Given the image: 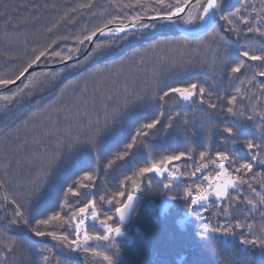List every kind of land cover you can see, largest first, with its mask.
I'll use <instances>...</instances> for the list:
<instances>
[{
    "label": "snow or ice",
    "instance_id": "1",
    "mask_svg": "<svg viewBox=\"0 0 264 264\" xmlns=\"http://www.w3.org/2000/svg\"><path fill=\"white\" fill-rule=\"evenodd\" d=\"M135 6L141 11L131 16L125 13L123 18L112 16L106 19L103 27L86 30L78 43H94L98 33L113 36L123 33L122 39H127L129 32L135 34L134 30H151L158 26L167 29L180 23L199 27L207 39L202 40L196 48L184 52L177 50L175 57L153 59L156 66L150 73L143 56L138 63L133 59L135 52L139 51L135 50L133 56L128 58L127 72L124 71L123 59L113 62V65L119 64L116 71H110L108 65L94 70L96 73L107 72L110 78L108 83L105 82L108 78L97 79L89 89L87 81L80 87V78H77L78 87L69 100L71 107L67 108L63 117V134L57 135L54 150H49L43 140L44 135H51V129L42 133L39 139L35 135L30 138L28 134L15 138V152L20 154L15 163L36 165L38 171L35 178L28 182L23 199L10 201L13 209L9 223L28 226L29 235L21 239L20 236H10L6 231H0V264H16L18 252L30 254L29 258L39 257L31 264H62L53 251L57 246L62 252L65 249L70 253L83 252L92 258H99L103 264H118L121 245L117 238H121V243L124 238L131 240L126 222L137 211L143 194L156 191L164 198L160 205L162 213L172 206V202L181 199L185 201V220L198 217L204 221L196 233V247L208 249L218 259L209 262L197 258L193 264H264V223L257 228L255 218L249 219L252 213H258L264 220V111L257 113L253 105L250 114H246L249 109L245 101L251 104V98L244 87L245 84H253L258 76L264 97V0H258V3L257 0H240L238 6L229 0H152L151 5L136 0ZM79 7L91 9L93 0H87ZM126 7L132 8L133 4L130 2ZM149 9L153 15H148ZM2 15L4 13H0ZM8 19L5 23H8ZM116 21H119L116 27L110 28L109 25ZM52 30L48 29L49 32ZM230 36L234 37V41ZM59 39L68 38L50 39L38 50L34 49V54L17 71L10 76L0 77V88L22 82V78L34 77L36 73L30 72L34 66L47 63L50 57L60 58L61 53L55 50ZM233 42L237 45L234 55L231 53ZM159 43L156 41L148 48L156 49ZM221 51L223 56L219 54ZM76 52L79 54L80 49H76ZM207 52H211L212 65L217 61L227 62V78L239 85L233 92L220 97L210 85L205 86L207 77L203 82L197 77L184 82H167L168 76L175 77L182 71H188L194 54ZM102 53L101 44L94 43L91 55ZM73 58L69 54L64 59L70 61ZM89 58L86 56L85 60ZM253 66L261 70L253 72L250 78L241 79ZM52 78L55 79V75ZM29 83H32L30 79ZM24 87L27 88L28 84H24ZM63 94L62 89L61 97ZM220 100H223V104L217 102ZM170 102L175 106L171 110L166 107ZM194 105L200 106L205 120L210 121L214 115L222 114L225 117L218 127L220 142L231 145V149L212 153L210 147H205L195 154L191 147L180 151L153 145V138H166L175 132H183L185 136L195 135L191 130L195 125L185 118L187 112L184 111L185 107L191 110ZM176 107L180 111L175 110ZM138 109L145 112L151 110V114L139 116ZM73 121L75 127L84 130L74 133ZM59 124V119L53 124L57 132ZM125 125H130L133 131L123 138L118 151L104 157L106 163L101 169L99 161L104 141L112 138L120 143ZM77 152L81 155L78 170L70 183L63 184L62 202H58L54 209L42 205L40 197L44 190L51 181L60 179L54 175L56 170L66 155L71 157ZM194 157L192 167L180 172L177 162L183 160L187 165L194 161ZM90 160L95 161V166L91 165ZM12 163L10 160L5 165V176L11 174ZM121 169L124 171L116 178L117 190L97 196L95 190L98 189L101 172L108 176ZM185 177L191 179V185L186 183ZM257 180L261 191H257L249 182ZM7 183V179H0V187ZM180 184H185L182 192L178 190ZM245 188L252 195L245 196ZM4 200H8L7 195ZM98 201L108 206L103 218L97 211ZM210 202L216 205L225 221L234 219L233 209L244 213L243 218L236 219L235 223L213 226L200 215L208 210ZM89 226L93 231H89ZM45 238L56 242L53 248L42 246ZM229 243L231 248L228 247ZM257 248L260 252L258 261L253 256V250ZM157 264L166 262L160 260Z\"/></svg>",
    "mask_w": 264,
    "mask_h": 264
},
{
    "label": "trees",
    "instance_id": "2",
    "mask_svg": "<svg viewBox=\"0 0 264 264\" xmlns=\"http://www.w3.org/2000/svg\"><path fill=\"white\" fill-rule=\"evenodd\" d=\"M86 2L87 0H0V13H4L0 16V77L10 76L17 71L19 66L34 54V49L38 50L47 44L50 39L68 38L66 40L59 39L55 47V50L61 53V57H50L47 63L41 62L40 66L51 67L60 64L65 61L64 58L69 54L73 57L80 56L89 46L87 41L83 45L78 43L83 38L86 30H91L96 26L103 27L104 21L111 19L112 16L123 18L125 13L131 16L135 12L141 11L139 7L135 6L136 0H93L91 9L79 7ZM130 2L133 7H126ZM229 2L238 6L240 0H229ZM141 3L151 5L152 0H141ZM73 9L76 10L73 11ZM153 14L149 9L148 15ZM6 19H8V23H5ZM118 23L119 21H116L113 24ZM220 23L223 24V21H220ZM53 25H56V27H53ZM49 28L53 30L49 32ZM134 32L135 34L129 32L127 39H122L124 34L100 37L94 43L101 44L102 54L91 55L94 51L93 44L91 51L86 55L90 56L87 61L85 56L59 69L46 68L34 71L36 76L29 77L32 83H29V79H26L22 84L0 95V179L9 181L4 187H0V231H6L7 235L10 236H20L21 239L29 235L28 226L9 223L13 209L10 201L14 198L23 199L27 192V184L35 178L38 168L36 165H17L15 163L20 155L15 152V138L28 134L30 138L35 135L39 139L42 133H47L51 129V135H44L43 140L48 144L49 150H54L57 135L63 134V117L67 108L71 107L69 100L74 89L78 87L77 78H80V87L87 81L89 89H91L94 80L108 78L107 72L96 73L94 72L95 69L108 65L110 71H116L119 64L113 65V62H119L122 59L124 61V71L127 72L130 63L128 58L133 56L135 50L139 51L135 52L133 59L138 63L141 56H143L150 73L151 69L156 66L153 64V59L164 56L175 57L178 55L177 50L184 52L186 49L196 48L202 40L207 39L203 37V34L199 36L184 35L173 27L165 29L158 26L156 29L134 30ZM230 39L234 41V37L230 36ZM156 41L160 42L156 49H149L148 46ZM236 47V43L233 42L231 45L233 55ZM76 49H80L79 54H77ZM146 49L147 51H145ZM219 54L223 56L222 51ZM194 56L195 58L188 66L187 72L182 71L175 77L168 76L167 82H184L193 77H197L203 82L204 78L207 77L205 86L210 85L220 97L233 92L235 87L239 86L237 82H230L227 78V62L217 61L215 65H212L211 52L201 55L194 54ZM260 70L259 67L253 66L241 79L250 78L253 72ZM53 75H55V79L52 78ZM109 79H106L105 82L108 83ZM259 81L260 78L257 76L253 84L244 85L248 89V96L251 98V104L247 100L245 101L249 109L246 114H250L253 105H255L257 113L264 111V97L261 95ZM24 84H28V87L25 88ZM66 85L67 87H65ZM116 87H119V85ZM62 89L64 91L63 97H61ZM217 102L223 104V100ZM166 107L171 110L175 106L170 102ZM175 110L180 111V108L176 107ZM80 111L83 113V108ZM184 111L187 112L185 118L195 125V128L191 129L195 135L185 136L183 132H175L166 138H153V145L157 148L163 145L169 150L178 149L180 151H183L186 147H191L195 150V154L204 150L205 147H210L212 153L231 149V145L221 144L220 142L221 133L218 127L225 119L222 114L214 115L208 121L204 119L203 111L198 105H194L191 110L185 107ZM137 114L139 116L150 115L151 110L145 112L138 109ZM57 119L60 120V124L57 126L58 132L53 129V124ZM25 121H28V123L25 124ZM73 124L74 133L84 130L82 127H75V121H73ZM132 131L133 128L130 125H125L120 143L112 138L104 141L103 154L99 161L101 169L106 163L104 157L118 151L122 147L123 138L127 137ZM80 159L79 152L74 153L71 157L66 155L54 174L59 176L60 179L51 181L40 197L42 205L54 209L58 202H62L63 184L70 183L74 178ZM10 160L13 161L11 174L5 176V165ZM194 162L195 157L194 161L189 162L187 165L183 160L177 163L181 172H186ZM90 163L95 166L94 160H90ZM140 163L143 164V161ZM123 171L124 169H121L108 176L101 172L95 194L99 196L117 190L116 178L120 177ZM184 179L187 184H192L190 178L185 177ZM249 182L257 188V191H261L258 180ZM153 183L155 184V180ZM184 187L185 184H180L178 190L182 192ZM5 195L8 197L7 201L4 200ZM244 195L250 196L252 194L245 188ZM161 198L162 194L159 191L145 192L140 203L149 200L160 202ZM143 206L144 204L141 206L139 204L131 222L125 225L134 233L132 242L124 241L121 243V240L118 241L121 245L118 264H157V261L160 260L165 261L166 264H193V261L197 258L209 262L218 259L208 249L196 247V233L200 231L204 221L198 217H190L185 226L179 224V219L183 216L185 210L184 200L177 199L174 207L164 214H152L144 210ZM107 209V205H101L98 201L97 211L101 213V218H103V213ZM200 215L206 217L213 226H217L221 223H235L236 219L243 218L244 213L233 209L234 219L225 221V218L219 214L216 205L210 202L208 210L202 211ZM252 217L257 222V228L261 223H264L258 213H252L249 219L251 220ZM109 223L113 222L109 221ZM97 230H99L98 225ZM89 231H93L91 226H89ZM250 238L254 239L255 237ZM55 244V241L45 238L42 246L53 248ZM228 247L231 248V243ZM53 251L56 253V257L62 261V264H103V261L99 258H92L83 252L70 253L66 249L62 252L59 246L53 248ZM253 256L257 261L260 259L258 248L253 250ZM29 257L30 254L28 253L18 252L15 258L16 264H31L32 260L39 259L38 256Z\"/></svg>",
    "mask_w": 264,
    "mask_h": 264
},
{
    "label": "water",
    "instance_id": "3",
    "mask_svg": "<svg viewBox=\"0 0 264 264\" xmlns=\"http://www.w3.org/2000/svg\"><path fill=\"white\" fill-rule=\"evenodd\" d=\"M146 21H147V20H146ZM116 25H117V24L109 25V27H110V28H114V27H116ZM105 32L107 33V29H105ZM184 33H185V34H190L188 31H185ZM198 34H200V33H198ZM105 35H107V34H105ZM102 36H104V35H99V33H98L97 36L94 38V42H95L96 39H98V38H100V37H102ZM92 46H93V43H89V47H88L87 51H86L82 56L75 57V58H73V59L70 60V61H64V62H62V63H60V64H57V65H54V66H51V67H50V66H39V65H37V66H34V68L30 70V72H31V71L41 70V69H46V68L59 69V68H61V67H63V66L70 65V64H72V63H74V62L80 60L82 57L86 56V55L90 52ZM25 80H26V79H23V78H22V82H21V81H17V82H16L15 84H13V85L6 86V87L1 88V89H0V95H2L3 93H5L6 91L12 89L13 87H16V86L22 84ZM163 199H164V198H162V200H161V202H160L159 204H157V203L154 202V201H148V202L144 205V209H146V210H148L149 212H152V213H155V212H157V211L160 212V213H162V212H161L160 205L162 204ZM173 205H174V202H172V206H173ZM172 206H171V207H172ZM171 207H169L167 210H169ZM163 213H164V212H163ZM131 218H132V216L130 217V219H129L128 222H130ZM128 222H126V223H128Z\"/></svg>",
    "mask_w": 264,
    "mask_h": 264
},
{
    "label": "rangeland",
    "instance_id": "4",
    "mask_svg": "<svg viewBox=\"0 0 264 264\" xmlns=\"http://www.w3.org/2000/svg\"><path fill=\"white\" fill-rule=\"evenodd\" d=\"M180 26H182V27H184V28H187V29H189V30H191V29H194V28H197L196 26H188V25H184V24H182V23H180L179 24ZM105 36H109V35H104V36H102V37H105ZM89 47V46H88ZM88 49V48H87ZM87 51V50H86ZM85 51V52H86ZM91 51V50H90ZM84 52V53H85ZM83 53V54H84ZM82 54V55H83ZM89 54V53H88ZM82 55H80V56H82ZM85 57V56H84ZM83 58V57H82ZM180 172H181V170H180ZM177 175H179V173H177ZM145 203L146 202H142V203H140V206L141 205H145ZM89 216H91V214H89ZM190 219V217L187 219V220H185V210H184V213H183V216L182 217H180V219H179V224L181 225V226H185L186 225V222H188V220ZM97 225L99 226V224H98V222H97ZM127 229V234H128V237H131V240L129 241V240H127V238H124V241L125 242H132V240H133V238H134V233H132L131 232V230H130V228H126ZM121 240V238H117V242L118 241H120ZM117 260H118V262L120 261V256H118L117 257Z\"/></svg>",
    "mask_w": 264,
    "mask_h": 264
}]
</instances>
